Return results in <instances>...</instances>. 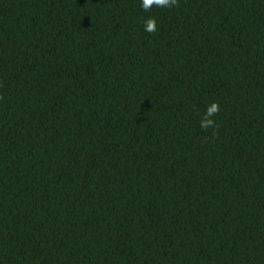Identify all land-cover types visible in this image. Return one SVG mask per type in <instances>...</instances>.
I'll return each mask as SVG.
<instances>
[{"label": "trees", "instance_id": "1", "mask_svg": "<svg viewBox=\"0 0 264 264\" xmlns=\"http://www.w3.org/2000/svg\"><path fill=\"white\" fill-rule=\"evenodd\" d=\"M0 264H264V0H0Z\"/></svg>", "mask_w": 264, "mask_h": 264}, {"label": "clouds", "instance_id": "2", "mask_svg": "<svg viewBox=\"0 0 264 264\" xmlns=\"http://www.w3.org/2000/svg\"><path fill=\"white\" fill-rule=\"evenodd\" d=\"M177 4V0H140V7L145 11H150L153 7L156 8H172ZM144 31L151 34L157 31V20L153 16H149L143 21ZM219 105L212 102L206 105L204 113L199 120L201 129L212 128L215 125L213 117L219 111Z\"/></svg>", "mask_w": 264, "mask_h": 264}]
</instances>
